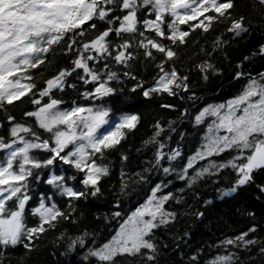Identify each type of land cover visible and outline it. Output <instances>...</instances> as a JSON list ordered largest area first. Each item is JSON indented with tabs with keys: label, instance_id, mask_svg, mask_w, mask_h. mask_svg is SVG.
Masks as SVG:
<instances>
[{
	"label": "snow or ice",
	"instance_id": "obj_1",
	"mask_svg": "<svg viewBox=\"0 0 264 264\" xmlns=\"http://www.w3.org/2000/svg\"><path fill=\"white\" fill-rule=\"evenodd\" d=\"M258 3L264 6V0ZM234 8V0H0V112L10 124L7 137L0 136V149L5 150L0 160V249L22 243L30 252L33 241L56 229L60 221L76 223L75 204L103 194L102 178L109 174V166L103 160L137 127L141 118L135 111L117 115V110L106 103L117 93L112 83L127 79L132 82L130 91H139L145 99L165 94L175 97L181 90L189 92V76L182 75L176 66V49L186 46L196 32L207 36L223 28L212 40L211 50L194 42L205 57L195 65V70L207 80L208 73L215 70L211 57L228 43L224 35L239 37L248 32L244 17L234 15ZM57 49L61 50L60 55L71 56V63L58 67L54 75L44 79L45 73L40 69L52 66L48 57L57 55ZM259 52L264 54V44L259 46ZM141 57L155 68L150 83L138 79L139 73L133 68ZM73 73L83 85L92 87L78 93L79 102L73 100L71 107H62L64 101L54 98L53 90L76 89V84L66 83ZM241 75L236 72L237 78ZM45 97L47 103L43 102ZM25 100H30L33 110L20 108L22 116L18 121L9 109L15 110ZM161 107L175 106L166 103ZM205 117L212 120L204 137L206 143L202 151L189 157L177 176L191 186L213 169L231 167L236 173L235 181L230 187L217 190L219 197L230 196L252 181L255 170H264V82L250 79L236 96L201 109L195 122L200 123ZM28 121H34L46 138L38 135ZM172 123L168 121L169 126ZM163 130L162 121L157 120L153 135L144 141L146 145L158 144L154 153L156 166L165 155L169 164L180 156L179 149L168 154L163 151L165 144L159 142ZM34 149L44 150L43 156L33 155ZM231 150L237 155L220 163L209 161L192 176L188 175L195 160ZM120 159L128 157L121 154ZM57 161L67 167L61 169V174L47 173L44 182L55 191L41 196L39 204L31 209L38 223L28 226L25 213L30 199L29 178L41 180L38 173ZM149 170L136 172L134 179L145 182L143 173ZM171 171V167L163 168L165 174ZM120 176L119 191L124 194L127 174L121 171ZM165 187L163 183L152 187V194L120 225L111 240L89 248L84 260L91 257L99 264H115L118 254H143L151 264L157 251L151 238L153 230L168 225L177 215L165 208L174 195L160 194ZM259 191L264 193V184ZM57 195L65 200L68 211L56 203ZM195 215L200 217L203 213L197 211ZM256 230L257 225L253 224L247 232L224 241V246L264 245V239H249L250 235L255 237ZM64 235L62 232L57 239ZM88 235L85 231L69 236L61 255L72 253L77 245L87 247ZM260 252L264 254V247ZM233 255H218L210 264H234ZM196 260L197 254H193L192 264Z\"/></svg>",
	"mask_w": 264,
	"mask_h": 264
},
{
	"label": "trees",
	"instance_id": "obj_2",
	"mask_svg": "<svg viewBox=\"0 0 264 264\" xmlns=\"http://www.w3.org/2000/svg\"><path fill=\"white\" fill-rule=\"evenodd\" d=\"M233 14L243 16L248 32L236 37L225 34L227 45H221L220 50L211 57L215 70L208 73V79L195 70V65L204 59V54L199 51V46L210 45L218 32L204 36L196 32L188 39L187 45L176 49V66L181 69L182 75L189 76L190 91L171 97L168 95L155 96L145 99L139 91L131 92L132 82L123 79L121 82H113L117 88L113 99L106 103L119 112L135 111L140 114V121L135 129L128 132L121 144L115 150H110L103 160L109 166V174L102 178L101 187L103 194L98 197L89 196L75 204L76 223L60 221L58 227L49 230L45 235L33 241V250L26 252L23 244L7 250L0 249L3 256L0 257L2 264H99L96 258L84 260V255L91 247H100L107 243L115 235L120 225L131 213L146 200L151 194V189L158 183L166 187L160 190L172 192L173 198L165 203L167 211L177 215L168 225H161L154 229L151 238L157 244L155 259L151 264H192L193 254H197L195 264H210L218 255L233 253L234 264H264V254L260 248L264 245L257 244L251 248L224 246V241L235 239L241 232H247L253 225H257L255 237L249 239H264V193L259 191V186L264 184V170H255L252 181L240 186L230 196L219 197L218 189L230 187L236 179L235 171L229 167L223 170L213 169L211 173L200 176L193 185L189 186L186 180H180L177 173L180 172L197 152L202 151L206 143L204 137L212 120L205 117L200 123L195 122L196 115L208 105L224 103L228 99L239 94L250 79L255 78L258 82H264V54L259 52V46L264 44V6L258 0H234ZM194 42H198L197 46ZM57 55H49L51 67L40 69L45 73L44 79L54 75L58 67L70 65L71 56L60 55L61 50H56ZM102 66V65H101ZM133 68L139 73L138 79L142 78L150 83L155 75V68L151 62L134 63ZM114 71L122 72V68H113ZM236 72H241V77H236ZM42 83V82H38ZM67 84H76V89L66 87L63 91L54 89V98L64 101L62 107H71L73 100L79 102L78 93L86 88L91 90L92 85L85 86L79 81L76 73L66 80ZM189 96H193L189 99ZM47 102V98H43ZM173 104L172 109L162 108L163 104ZM20 108L26 111L33 110L30 100L18 104L15 110L9 109L19 121L22 113ZM157 120L162 121L163 131L160 133L159 142L165 144L163 151L168 154L172 149H179L180 156L169 164L167 155L162 158V163L156 166L154 153L158 144H145L154 133V125ZM173 121L168 125V121ZM32 123L38 135L43 134ZM9 122L0 112V136L7 137ZM44 150L34 149L32 154L41 157ZM121 154L128 157L120 159ZM5 150L0 149V160H3ZM235 150L226 153L213 154L203 160L197 159L189 169L188 175L192 176L195 171L205 167L209 161L220 163L236 156ZM46 158V157H44ZM98 162L99 158H98ZM57 161L49 169H44L38 174L41 180L29 178V201L26 202L25 222L28 226L38 223V217H34L31 209L39 204L41 196L51 195L55 190L44 181L49 171L61 174V169L66 168ZM164 167H171L173 171L165 174ZM144 168L150 169L143 173L146 181L138 183L134 174ZM121 171L127 174V191L121 194L119 191ZM119 201V203H117ZM205 201H210L205 203ZM51 203V201H46ZM56 203L65 211H68L65 200L56 196ZM199 211L203 215L197 217ZM119 213V215H115ZM250 213L254 215H249ZM87 231V247L79 245L72 253L61 255L65 252L69 236L79 235ZM65 233L63 239H57L61 233ZM23 257V259H21ZM115 264H148L143 254L128 255L118 254L114 257Z\"/></svg>",
	"mask_w": 264,
	"mask_h": 264
},
{
	"label": "rangeland",
	"instance_id": "obj_3",
	"mask_svg": "<svg viewBox=\"0 0 264 264\" xmlns=\"http://www.w3.org/2000/svg\"><path fill=\"white\" fill-rule=\"evenodd\" d=\"M253 79H255V78H253ZM255 80H256V79H255ZM256 81H257V80H256ZM257 82H258V81H257ZM151 194H152V193H151ZM151 194H150V195H151ZM150 195H149V196H150ZM147 199H148V197L146 198V200H147ZM146 200H145V201H146ZM145 201H144L142 204H144ZM142 204H141V205H142ZM131 214H132V213H131ZM131 214H130V215H131ZM115 234H116V233H115Z\"/></svg>",
	"mask_w": 264,
	"mask_h": 264
},
{
	"label": "flooded vegetation",
	"instance_id": "obj_4",
	"mask_svg": "<svg viewBox=\"0 0 264 264\" xmlns=\"http://www.w3.org/2000/svg\"><path fill=\"white\" fill-rule=\"evenodd\" d=\"M141 18H143V13H141ZM57 50H60V49H57Z\"/></svg>",
	"mask_w": 264,
	"mask_h": 264
},
{
	"label": "water",
	"instance_id": "obj_5",
	"mask_svg": "<svg viewBox=\"0 0 264 264\" xmlns=\"http://www.w3.org/2000/svg\"><path fill=\"white\" fill-rule=\"evenodd\" d=\"M45 103H47V102H45Z\"/></svg>",
	"mask_w": 264,
	"mask_h": 264
}]
</instances>
